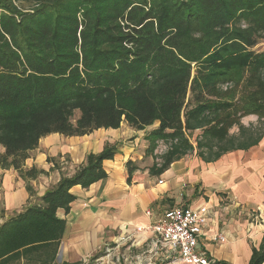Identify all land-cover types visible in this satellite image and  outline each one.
<instances>
[{
    "label": "trees",
    "instance_id": "obj_1",
    "mask_svg": "<svg viewBox=\"0 0 264 264\" xmlns=\"http://www.w3.org/2000/svg\"><path fill=\"white\" fill-rule=\"evenodd\" d=\"M263 36L264 0H0V169L33 198L29 183L46 173L25 161L41 139L123 122L136 132L157 124L146 137L151 176L192 153L209 164L255 147L264 51L253 48ZM249 116L255 122L242 124ZM158 142L167 145L159 156ZM117 152L108 144L87 155L2 225L0 264H56L65 228L56 212H69L73 187L105 180L103 162ZM125 168L129 183L135 168ZM261 242L248 264L264 263V234Z\"/></svg>",
    "mask_w": 264,
    "mask_h": 264
},
{
    "label": "crops",
    "instance_id": "obj_2",
    "mask_svg": "<svg viewBox=\"0 0 264 264\" xmlns=\"http://www.w3.org/2000/svg\"><path fill=\"white\" fill-rule=\"evenodd\" d=\"M152 126L155 129L157 124ZM150 128L136 132L122 123L117 130L100 129L87 136L51 134L41 139L34 151L43 152L32 156V151L25 161V168L36 167L46 173L29 183L33 198L16 172L0 169V227L41 197L50 182L54 185L64 175L73 176L87 155L97 154L111 144L118 152L113 160L103 162L107 178L88 189L73 187L70 193L75 200L69 212H56L57 218L65 221L55 258L57 264H81L115 245L124 257L138 255L152 246L153 236L147 228L163 212L183 206L204 215L198 249L206 258L215 263L248 264L252 249H258L264 234V137L253 148L226 153L209 164L195 153L184 156L164 174L151 176L148 170L154 159L145 154L149 147L146 131ZM132 138L134 143L126 145L125 141ZM138 150L141 154L137 162L132 155ZM57 157L61 161L64 157L69 159L68 175L59 174L53 161H47ZM129 161L135 169L128 183L125 165ZM159 181L162 183L158 184ZM136 228L143 230L137 232ZM217 235L224 240H216ZM126 237L134 246L121 245L120 240ZM153 259L154 264H176L165 251L156 252Z\"/></svg>",
    "mask_w": 264,
    "mask_h": 264
},
{
    "label": "built area",
    "instance_id": "obj_3",
    "mask_svg": "<svg viewBox=\"0 0 264 264\" xmlns=\"http://www.w3.org/2000/svg\"><path fill=\"white\" fill-rule=\"evenodd\" d=\"M162 182L159 181L158 184ZM151 216L150 212L145 213ZM205 218L203 214L189 207H176L165 211L154 223L148 227L153 236L150 249L143 250L138 255L124 257L119 253V246L106 248L104 254L99 255L93 262L95 264H126V263H145L154 264L153 257L156 252L165 251L173 257L176 264H215L206 258L205 254L198 249V240L202 234ZM142 228H136L140 232ZM218 241H223L222 235L215 237ZM122 246L131 245L129 238L120 240ZM127 246V250H130ZM88 259L83 260V264H88Z\"/></svg>",
    "mask_w": 264,
    "mask_h": 264
},
{
    "label": "rangeland",
    "instance_id": "obj_4",
    "mask_svg": "<svg viewBox=\"0 0 264 264\" xmlns=\"http://www.w3.org/2000/svg\"><path fill=\"white\" fill-rule=\"evenodd\" d=\"M253 50L258 51V52L264 51V36H263L261 39H259L258 44L253 48ZM224 88H225V86L222 87V89H224ZM78 116H79L78 112L75 113V116H74V118H73V122L77 119ZM255 120H256V117H255V116H254V117L249 116V117H245V118H243V119L241 120V122H242V124L248 125V123H254ZM123 123H124V122H123ZM153 128H154V126H151V128L148 129V130L146 131V134H150V132H151V130H152ZM232 131L235 132V129H234V130H231V132H232ZM198 135H200V131H196V132H194L192 135H190V140H191V142L193 143L194 146H195V139H196V137H197ZM133 140H134L133 138H132V139H129V140H126V141H125V142H126L125 144L128 145V146H131V144L134 143ZM131 142H132V143H131ZM166 149H167V145H166L165 143H163V142H158V143H157V146H156V149H155V151H154L153 154H154V155H157V156L162 155L163 153H165ZM39 152H43V150L34 151V154H33L32 156L36 155V154L39 153ZM140 154H141V150H138L137 154L135 153L134 156L132 155L133 159H134L135 161L138 162L137 158H138V156H139ZM187 156L190 157V156H194V155H193V153H192V154H189V155H187ZM152 157H153V156H152ZM51 159L53 160V165H54L55 168H57L59 174H66V175H68V174H67L68 171H69V172L71 171V168H69V159H66V157H64V161H61L58 157H57V158H51ZM85 159H86V158H85ZM153 159H154V157H153ZM137 162H136V163H137ZM81 165H82V164H81ZM34 168H35V167H34ZM63 169H64V170H63ZM61 170H62V171H61ZM54 185H55V184H54ZM51 186H53V185H52V182H50V184H49V186L47 187V189L49 190ZM111 247H114V246H111ZM111 247L109 246V247H107V248H111ZM105 250H106V248L102 249L101 252H99V255L102 256V255L104 254ZM91 258H93V257H91ZM91 258L88 259V261H90V263H88V264H95L93 261H91ZM56 264H57V263H56ZM79 264H80V263H79ZM81 264H83V262H82Z\"/></svg>",
    "mask_w": 264,
    "mask_h": 264
}]
</instances>
